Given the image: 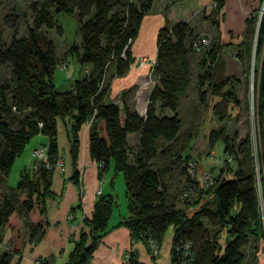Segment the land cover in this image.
<instances>
[{
	"label": "trees",
	"instance_id": "16d2710c",
	"mask_svg": "<svg viewBox=\"0 0 264 264\" xmlns=\"http://www.w3.org/2000/svg\"><path fill=\"white\" fill-rule=\"evenodd\" d=\"M215 2L214 13L224 5V0ZM151 6L152 0H42L29 4L32 23L25 35H13L9 42L3 43L0 28V70L9 68V78L0 79V242L5 229L11 234V249L0 251V264H10L14 254L20 253L27 243L39 242L48 227L46 199L54 197L50 190L52 170L35 159L20 171L14 187L9 188L6 182L15 158L38 134L46 137L43 146L48 163L51 166L55 163L59 154L57 121L67 126L73 168L70 178L76 183L79 132L90 121L89 156L100 165V176L110 166L114 173H122L127 209L126 216L110 224L116 201L110 194H99L90 215L83 218L88 231L80 232L76 238L70 237L73 247L64 264H89L102 237L118 226H125L132 239L141 241L146 248L149 240L159 245L171 227V264H255L247 261V248L258 240L263 229L249 135L240 138L236 147L224 138L223 154H230L234 159L240 154V159H236L233 171L228 168L230 176L216 174L212 184L203 188L207 199L200 204V196L191 200L197 196L199 179H189L188 163L181 170L190 181L178 198L183 205L177 206L168 196L164 166L155 160L159 151L167 148L180 132L177 109L180 96L191 82L190 59L194 51L202 49L197 64L205 66V71L196 76L199 101L205 100L207 91L217 98L214 110L221 120L227 115L230 102L238 104L232 91L223 90L230 79L224 74L220 57L223 44L219 38L211 45L194 47L193 30L186 21L173 24L166 21L156 35L155 64L151 71L154 84L148 92L145 112L140 115L124 99L130 88L120 93L119 103L106 101L111 78L124 76L133 61L131 45ZM57 12L75 15L79 42L67 45L65 54L81 70L86 69L72 81L70 89L62 91L57 90L53 80L59 66L55 44L40 32L43 26L55 27ZM210 14L213 13L206 19L211 18ZM15 17L12 13L2 20L9 27H15ZM252 21L253 18L246 19L245 38L239 42L238 56L241 50L250 52ZM256 33L255 58L260 68L254 88L262 142L258 170L264 184V12ZM213 134V137L218 135ZM129 135L136 136L134 146L128 144ZM161 141L165 144L158 147ZM175 158L174 162H179L180 153ZM195 206L188 214L187 210ZM80 207L78 201L70 212L75 213ZM210 226L218 229L212 231ZM187 243L189 247L184 254ZM136 258L135 251H130L128 264H143ZM40 264H52V261L40 258Z\"/></svg>",
	"mask_w": 264,
	"mask_h": 264
},
{
	"label": "rangeland",
	"instance_id": "374dc122",
	"mask_svg": "<svg viewBox=\"0 0 264 264\" xmlns=\"http://www.w3.org/2000/svg\"><path fill=\"white\" fill-rule=\"evenodd\" d=\"M42 0H0V28L3 31V43L9 42L10 38L15 35L16 37H20L26 34L27 26L32 23V13L30 11L29 4L31 2H41ZM167 0H152V4L155 2V7L160 5L161 8H164L163 5ZM169 1V0H168ZM167 1V2H168ZM182 1V0H178ZM195 0H186L188 5ZM213 3L216 4L215 0H210L206 9H201L197 13L191 12L194 16L191 22L193 24V37L194 40H198L201 38L208 39V43L210 45L218 40V25L220 20L222 19L221 12L214 13ZM152 7V6H151ZM151 10V9H150ZM149 10V11H150ZM148 11V12H149ZM210 14L211 18L206 19V16ZM264 12V1L262 5L248 14L247 18H253L250 34V52L246 53L241 50V55H237L239 43L235 46L224 44L223 48L220 51V57L223 61L224 65V74L230 79L229 83L223 87L225 91H232L235 97L238 100V104L234 105L231 102L229 103L228 113L224 119L219 118V114L214 110V105L218 101L217 98L212 96L208 91L206 92V97L203 102L199 101L197 95V85H196V76L205 71V66L199 67L197 64V60L202 53V49H198L194 51L192 57L190 59L191 66V82L186 90V92L180 96L179 105L177 109V113L181 119V128L180 132L176 139L169 144L167 148L163 151H159L156 156V163L158 165L164 166L163 178L168 183V196L176 202L177 206H182L183 202L178 200L180 192L186 186L188 181H190L193 177L199 176L201 173H207L208 179L210 177L214 179L213 176L216 174L222 173L224 175L230 176V168L232 171L236 167V162L240 159V154H237L234 159L230 154H223L224 149V138H226L229 145H233L236 147L240 138L244 137L246 134L249 135V154L253 161V165L255 167L256 172V187L258 193V199L260 203V210L262 216V233L259 236L258 240L252 242L250 246L247 248V261H253L255 264H264V201H263V190L264 184L259 177L260 167V147L261 141L259 137V128H258V120H257V110H256V91L254 88V79L258 76V71L260 68L259 62L257 58H255V37L256 30L258 26L259 19ZM14 13L16 17L14 18L16 21V26L9 27L5 22H3V18L5 15ZM144 17V16H143ZM176 17L173 15L170 16L169 22H173ZM55 19V27L54 28H45L44 26L40 28V32L45 34L48 38L52 39L55 47H56V55L58 58V68H56L54 72V83L57 90H68L71 88V83L73 80L81 76V70L78 64L69 56L65 54L66 46L75 42L78 44L79 42V33H78V22L75 15L66 14L64 12H57L54 14ZM143 19V18H142ZM206 21L204 24L203 21ZM168 22V21H167ZM141 24V23H140ZM58 28H60L61 32L59 33ZM140 29V27H139ZM246 29V21L245 27ZM245 31V30H244ZM158 32V31H157ZM139 34V30H138ZM138 34L136 37H138ZM244 35L241 37V40L244 39ZM136 38L133 40L132 44ZM156 53V51H155ZM131 54H132V45H131ZM133 57V61L129 65V69L125 75L134 68L144 70L142 79H138V84H134L129 87L131 90L127 94V100H131V105H133L134 109L142 115L146 110V104L149 89L152 87L150 84V80H154L152 72H150V68L146 66L151 62L152 59L155 60V55L147 56L145 58L142 67L138 66L139 57ZM149 59V60H148ZM155 64V63H154ZM138 66V67H137ZM79 72V76L73 79V75H76ZM256 73V74H255ZM109 74V72H108ZM124 75V76H125ZM145 76V77H143ZM9 78V68L7 66L3 67L0 70V79H8ZM115 77H112L110 81L114 80ZM148 79V80H147ZM145 85V86H144ZM128 88V89H129ZM140 88V89H139ZM139 91V95L137 92ZM120 94L115 99L117 103L120 102ZM138 102V103H137ZM163 113H170L169 111H162ZM226 113V112H225ZM86 122L84 126L87 125V129L89 128V124ZM264 126V125H263ZM213 133H218L217 137H213ZM214 135V134H213ZM45 136L42 134H38L30 139L27 143L24 151L21 155L15 158L12 163L8 178H7V186L14 187L19 177V172L23 169L24 166L28 164L31 165L29 158L30 153H32V157L35 160V150L40 147L45 148L43 145L46 144ZM136 141V136L130 135L128 138V144L134 146ZM44 142V143H43ZM165 142L161 141L158 143V147L163 146ZM33 151L32 148H34ZM46 149V148H45ZM180 153V161L174 162L176 154ZM131 159V156H129ZM93 161V160H92ZM191 162L193 164L192 172L190 168L187 167V172L190 180H186V176L182 173V167L184 164H189ZM95 168L100 169V165L92 162ZM51 166V165H50ZM57 168L60 171L64 169V161L58 157L55 163L47 169H51L52 173L54 169ZM202 179V178H201ZM98 191L103 187L102 193L108 188L113 189V197L116 201V206L113 209L112 216L110 217V222L117 220L121 216L127 215L126 209V197H125V186H124V178L122 173H114L112 166H110L109 170L100 176L98 174ZM211 184L205 185V183L201 181L198 182L197 185V196L193 197V193L195 189L192 191V199L195 200L200 196L199 204L207 199L206 193H204L203 188L208 187ZM200 189V190H199ZM196 195V194H194ZM202 196V197H201ZM209 199V198H208ZM178 200V201H177ZM207 201V200H206ZM194 208H190L187 210V213L190 214ZM72 215V214H71ZM71 215L67 216L69 219ZM211 227V226H210ZM212 231H216L218 229L217 226L211 227ZM26 233H29L26 229ZM163 240V239H162ZM141 242V241H140ZM142 243V242H141ZM162 243V242H161ZM156 244L153 240H149L148 249L144 246L146 255L149 257L150 262H155L156 258L160 255H166V246L163 242L164 252L161 254V245ZM256 248H255V245ZM28 244V243H27ZM26 244V245H27ZM34 244V243H32ZM143 244V243H142ZM188 244V243H187ZM185 244V245H187ZM25 245V246H26ZM144 245V244H143ZM184 245V247H185ZM2 247V246H0ZM183 247V250L185 249ZM4 248V246H3ZM0 248V251L3 250ZM25 248V247H24ZM255 248V250H253ZM4 249H11L10 245ZM182 252V251H181ZM136 253V251H135ZM20 253L14 255H20ZM136 259L138 262L143 263L138 260V255L136 253ZM171 257V251H170ZM13 258V257H12ZM124 258L129 259V252L124 253ZM123 260L120 262L122 264ZM30 264H40V258L34 259ZM144 264V263H143Z\"/></svg>",
	"mask_w": 264,
	"mask_h": 264
},
{
	"label": "crops",
	"instance_id": "0c3cea01",
	"mask_svg": "<svg viewBox=\"0 0 264 264\" xmlns=\"http://www.w3.org/2000/svg\"><path fill=\"white\" fill-rule=\"evenodd\" d=\"M167 1L163 2L164 8H161L160 5L155 7L154 2L151 10L144 15L140 24L138 37H136V40L132 44V54L134 57L155 55L157 31L166 21L170 24L186 21L192 28L194 23L192 24L191 20L192 18L194 19V16L191 12L197 13L201 9H206L210 2V0H195L188 5L186 0L179 2L178 0ZM263 1L224 0V5L220 10L222 19L218 25L219 41L223 45L234 44L233 46H235L238 44L244 34L245 21L248 14L258 9ZM173 14L176 20L169 22V18ZM203 23L205 24L206 21L204 20ZM143 72L144 70L134 67L128 75L115 76V79L110 81L106 101L115 102V99L122 91L136 83L138 84V79L142 77ZM73 76V79L78 77L79 72ZM124 99L127 103H131V100H127V95L124 96ZM100 126L103 127V124L100 123ZM66 129L67 126L64 123L57 121V144L59 157L64 161V169L60 171L55 168L52 173L50 190L53 192L54 197L46 199L48 227L39 242L35 244L28 243L19 256H13L10 264H30L37 258H50L52 264H64L73 247L70 237L76 238L80 232L88 231V226L83 218L90 215L95 200L99 194H103V187L98 191V170L92 163L93 161L88 153L87 125L82 127L79 132L80 146L76 162L78 183L70 178L73 168L70 161ZM44 142H46V139ZM33 149L35 147L31 151ZM29 161L31 164L34 161L32 153H30ZM29 166L30 164L23 168H28ZM107 194L113 195V189L108 188L104 192V195ZM78 201L81 203V207L75 213L70 212L71 208ZM69 215L71 217L68 219L67 216ZM116 221L114 220L110 224ZM172 235L173 230L170 227L164 234L160 247L161 254L165 249L166 255L164 256L163 253V255L158 256L153 263L152 261L150 262L149 257L146 255L144 245L140 241H134L130 235V231L125 226L115 227L102 237L93 252L89 264H120L124 253L132 250L136 251L138 260L144 264H171ZM10 237V230L5 229L3 240L0 242L1 249L3 246L7 248L10 245ZM163 242L166 248L163 247Z\"/></svg>",
	"mask_w": 264,
	"mask_h": 264
},
{
	"label": "built area",
	"instance_id": "2783aa9c",
	"mask_svg": "<svg viewBox=\"0 0 264 264\" xmlns=\"http://www.w3.org/2000/svg\"><path fill=\"white\" fill-rule=\"evenodd\" d=\"M212 6L215 7V3H213ZM207 44H208V39H206V38H201V39H198V40H194V42H193V46L194 47H198V48L200 46L202 47V46L207 45ZM145 58H147V57L146 56H142L140 59H138L139 60L138 66L140 65L139 67H142ZM154 63H155V60L152 59L151 62L146 65V66H148L150 68V70H149L150 72L152 71V67L154 66ZM143 77H145V76H143ZM140 79H142V77H140ZM150 84H152V86H153L154 81L150 80ZM137 95H139V91L137 92ZM145 103H147V101ZM35 159L38 162H42L45 165L46 168H50L51 167L50 164L48 163V160H47V154H46V149L45 148L40 147L39 149L35 150ZM33 167L36 168L35 166H33ZM192 167H193V164L191 162H189L188 168H190V171L194 175L195 172L193 173ZM193 178H198L199 181H201V182L203 180L205 185L212 184V182H213V179L211 177H210V179H208L207 173H201L199 176L193 177ZM184 195H188V192H185ZM188 247H189V244L185 245L184 254H186ZM122 264H128L126 258H124Z\"/></svg>",
	"mask_w": 264,
	"mask_h": 264
}]
</instances>
